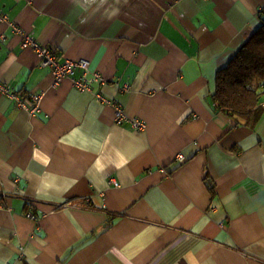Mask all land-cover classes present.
I'll use <instances>...</instances> for the list:
<instances>
[{
	"label": "crops",
	"instance_id": "crops-1",
	"mask_svg": "<svg viewBox=\"0 0 264 264\" xmlns=\"http://www.w3.org/2000/svg\"><path fill=\"white\" fill-rule=\"evenodd\" d=\"M262 10L0 0V84L40 96L31 116L0 94V264H264V105L247 126L213 101ZM21 34L59 63L88 61L106 101L145 128L116 125L111 105L69 79L53 87Z\"/></svg>",
	"mask_w": 264,
	"mask_h": 264
},
{
	"label": "trees",
	"instance_id": "trees-1",
	"mask_svg": "<svg viewBox=\"0 0 264 264\" xmlns=\"http://www.w3.org/2000/svg\"><path fill=\"white\" fill-rule=\"evenodd\" d=\"M261 25L216 75L213 101L221 112L247 126L259 118L264 105V10Z\"/></svg>",
	"mask_w": 264,
	"mask_h": 264
},
{
	"label": "built area",
	"instance_id": "built-area-1",
	"mask_svg": "<svg viewBox=\"0 0 264 264\" xmlns=\"http://www.w3.org/2000/svg\"><path fill=\"white\" fill-rule=\"evenodd\" d=\"M0 21L4 22L6 21V18L0 16ZM9 26L15 33L20 34L18 28H16L13 24H9ZM22 37V46L30 47L39 57V65L50 70L51 76L53 78V87L58 86L59 83L64 79H69L72 86L77 91L89 93L94 96L98 102L111 105L114 109V122L116 125H122L125 122H129L131 126L137 131H141L145 128L144 123L135 118H129L120 107L112 103L110 104L106 101L100 92V88L104 84L103 78L98 74H94L90 78L86 76V72L88 71L89 67L88 61L81 59L65 60L64 62L59 63L54 54L48 48L38 44L34 38H32V36L23 34ZM76 70H81L83 72L79 78H73V74ZM0 94L12 100L16 108L27 112L31 116H33L39 110V95L31 94L28 98H23V96H19V94L11 87L2 84H0ZM176 159L179 163H182L185 160L180 154L176 157ZM110 183L115 185L113 180H111ZM26 217L31 220H36V216L30 211L26 213Z\"/></svg>",
	"mask_w": 264,
	"mask_h": 264
}]
</instances>
